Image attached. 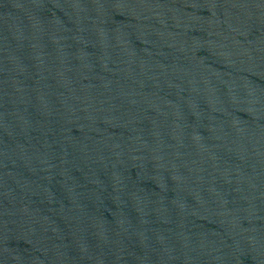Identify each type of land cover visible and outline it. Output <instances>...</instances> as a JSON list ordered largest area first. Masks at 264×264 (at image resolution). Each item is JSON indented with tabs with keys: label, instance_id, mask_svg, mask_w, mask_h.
Wrapping results in <instances>:
<instances>
[{
	"label": "water",
	"instance_id": "water-1",
	"mask_svg": "<svg viewBox=\"0 0 264 264\" xmlns=\"http://www.w3.org/2000/svg\"><path fill=\"white\" fill-rule=\"evenodd\" d=\"M0 264H264V0H0Z\"/></svg>",
	"mask_w": 264,
	"mask_h": 264
}]
</instances>
